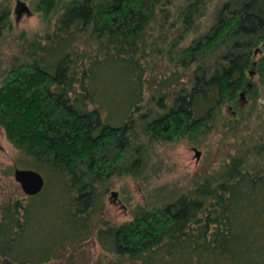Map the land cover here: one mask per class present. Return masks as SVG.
<instances>
[{
    "label": "trees",
    "instance_id": "trees-1",
    "mask_svg": "<svg viewBox=\"0 0 264 264\" xmlns=\"http://www.w3.org/2000/svg\"><path fill=\"white\" fill-rule=\"evenodd\" d=\"M211 1H38L47 27L2 78L0 126L44 186L0 201V264L59 262L93 235L100 264H264V0ZM11 2L0 0V40ZM218 126L229 146L218 167L106 220L113 177ZM31 223L51 224L36 247Z\"/></svg>",
    "mask_w": 264,
    "mask_h": 264
},
{
    "label": "rangeland",
    "instance_id": "rangeland-1",
    "mask_svg": "<svg viewBox=\"0 0 264 264\" xmlns=\"http://www.w3.org/2000/svg\"><path fill=\"white\" fill-rule=\"evenodd\" d=\"M39 0H12L10 20L12 28L5 32L0 40V85L2 78L14 64L23 60L21 45L30 40L34 34H43L47 27L44 16L36 10ZM216 2L215 0H212ZM211 1V2H212ZM23 2L30 12L18 3ZM191 38L189 36L185 43ZM26 40V41H25ZM156 76L162 77L168 74V69L162 62L156 65ZM150 76L148 75V80ZM255 79L256 77H252ZM151 80V79H150ZM182 81H186L184 78ZM152 82V81H151ZM153 79L152 86H156ZM148 88V82H147ZM150 90L146 93L149 97ZM242 99L246 100L243 91ZM245 94V96H244ZM224 115L234 117V109L224 106ZM226 121L225 119L221 122ZM225 128L218 126L209 133H200L197 139L180 137L171 142L158 143L151 150V156L145 167L136 174H121L113 177L112 186L105 197V217L112 224H120L129 221L133 217L135 208L152 203L158 197L172 196L192 186L195 179L202 176L208 170L218 167L226 158V146L223 131ZM239 137V135H238ZM231 137L229 141L234 140ZM228 141V142H229ZM232 142V141H231ZM196 151L199 156L197 157ZM21 153L6 138L3 128L0 126V201L4 202L24 196L19 184L14 180L15 168H23L19 165ZM168 196V197H169ZM33 221L37 218L38 211H31ZM54 224V222L52 221ZM51 224L39 226L31 223L27 231L32 245L44 243ZM26 235L21 244L26 241ZM22 246V245H21ZM108 257V253L101 248L94 235L82 242V244L70 249L65 259L58 262L52 260L48 264H100Z\"/></svg>",
    "mask_w": 264,
    "mask_h": 264
},
{
    "label": "water",
    "instance_id": "water-1",
    "mask_svg": "<svg viewBox=\"0 0 264 264\" xmlns=\"http://www.w3.org/2000/svg\"><path fill=\"white\" fill-rule=\"evenodd\" d=\"M23 6L27 12H30L27 6L23 2L18 3ZM241 96L243 94L241 93ZM196 156L199 154L196 151ZM14 180L19 184L23 193L27 196L38 194L44 186V178L42 174L34 169L28 168H15L13 172Z\"/></svg>",
    "mask_w": 264,
    "mask_h": 264
}]
</instances>
